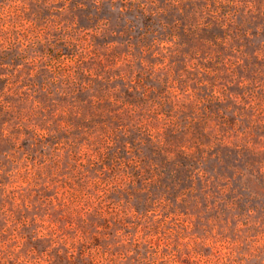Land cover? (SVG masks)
I'll return each mask as SVG.
<instances>
[{"label":"rangeland","instance_id":"obj_1","mask_svg":"<svg viewBox=\"0 0 264 264\" xmlns=\"http://www.w3.org/2000/svg\"><path fill=\"white\" fill-rule=\"evenodd\" d=\"M94 1L12 0L5 3L4 10H14L15 15L8 17L6 25L14 23L18 27L9 26L18 30L20 38L13 45L14 51L21 53L25 60L18 66L0 65V76L8 78L12 87L10 94L16 96L14 103L25 111L8 123L12 139L0 134V264H48L44 260L47 254L54 255L58 248L63 251L73 239V229L65 220L69 215L59 204L60 200H67L71 191H75L83 194L86 201L89 198L95 201V205L97 195L102 193L101 187L113 185L116 171L129 170L123 161L116 169L105 167L111 161L101 158L98 149L104 154H112L113 150L90 145L103 133L102 129L91 124L94 132L89 140L79 130L87 127H79L78 117L104 114L110 127L122 121L127 129L134 121L144 120L175 148V144L193 142L196 133L191 132H196V127L189 131L188 137L179 132L171 134L176 128L184 129V116L188 115L189 119H196L198 129L212 131L209 140L216 142V135L218 139L225 136L232 145L248 146L264 153L261 132L246 136L242 129L239 133L220 130L219 126L214 130L216 118L209 117L197 99L199 96L211 98L213 88L241 91L237 75L232 71H238L236 62L244 63L246 56L236 52L223 61L218 60L213 48L203 45L194 47L199 55L188 53L184 35L182 44L175 37L165 42L153 40L150 48L140 49L133 44L136 39L128 41L127 36L119 34L124 24L118 17L119 1L111 7L108 0H102L101 23L95 18L91 20L88 11L83 9H89ZM155 1L157 5L166 2ZM178 1L184 12V0ZM223 1L224 9L219 7L221 15L220 11L226 9L237 13V19L245 12L251 17L264 13V0ZM5 14L0 11V18ZM94 26L99 28L94 30ZM181 26L184 27V21ZM2 42L10 44L9 40ZM207 51L213 52L214 60L217 58L218 69L212 72L198 66ZM128 90L137 101L133 104L135 110L130 111L132 117L125 110L129 105L123 103L128 98ZM47 94L52 101L37 98L43 99ZM36 98L38 101L33 103ZM99 98L105 106L103 111L98 107ZM119 109L124 113L116 118L115 111ZM201 141L207 140L201 138ZM109 199L129 212L126 216L136 221L132 225L140 224L136 233L131 229L132 234L124 236L128 241L146 242L152 238L154 251L150 249L153 256L148 264H264V218H259L257 213L241 217L238 223L233 218L227 222L229 212L224 213L222 220L200 222L186 214L166 216L169 206L160 205L137 221L130 212L134 199L127 201L126 196L119 197L118 193L105 203ZM58 217L64 219L59 221ZM54 218L63 238L53 243L48 225ZM40 236L45 241L37 246L38 250L49 249L44 250L43 256L30 250V241ZM121 237L113 232L109 236L111 248L122 252L118 263L139 264L133 252L121 247L123 242L127 243ZM64 238L68 239L65 247Z\"/></svg>","mask_w":264,"mask_h":264},{"label":"trees","instance_id":"obj_2","mask_svg":"<svg viewBox=\"0 0 264 264\" xmlns=\"http://www.w3.org/2000/svg\"><path fill=\"white\" fill-rule=\"evenodd\" d=\"M7 1L12 0H0V11L6 13L0 18V65L18 66L25 57L13 48L20 38L16 33L18 30L12 28H18L17 25H6L8 17L15 16L14 10H4ZM108 1L111 7H115L119 1L118 17L124 20L119 34L127 36L128 41L136 39L133 44L140 49L150 48L153 40L165 42L175 37L177 43L182 44L184 35V47L189 46L188 53L199 55L194 47L203 45L213 48L218 60L223 61L236 52L246 56L244 63L240 60L236 62L238 71H232L237 75L241 91H228L225 88L216 91L213 88L211 98L199 96L197 99L206 114L216 118L214 130L217 126L227 132L233 130L239 133L242 129L246 136L261 132L260 137H264V13L251 17L245 12L237 19V13L226 9L220 11L221 15L219 7H224L223 0H184V12L178 0H166L162 5H157L155 0ZM103 6L102 0H95L89 9H83L88 11L91 20L95 18L101 23L104 17L99 14ZM183 21L184 27L181 26ZM93 28L97 30L99 27ZM1 40H9L10 44L5 45ZM213 55V52L207 51L198 66L206 71L217 70V58L214 60ZM200 82L204 84L202 80ZM11 89L8 78L0 76V134L12 139L8 123L19 118L25 110L14 103L13 98L16 96L10 94ZM15 94L23 97L19 93ZM127 96L123 103L129 105L125 110L132 117L130 111L135 110L133 104L137 101H134L129 90ZM37 98L39 101H52L48 94L43 99ZM37 98L33 99V103L38 101ZM99 99L98 107L103 111L105 106L101 104L102 98ZM115 113H118L115 117L119 118L124 112L119 109ZM88 116L78 117L81 122L79 127L87 128L75 129L84 131L82 134L91 140L90 136L94 132V129H90L91 124L92 127L101 128L103 133L98 134L96 141L92 140L90 145H102L113 150L112 154H104L98 149L101 158L111 161L105 167L113 170L123 161L124 167L129 170L124 169L122 173L116 171L113 185L111 182V187H101L102 193L97 195L95 205V201H89L90 198L86 201L83 194L78 195L75 191H71L67 200H60L59 204L68 212L69 219L65 220L73 229V239L70 246L65 247L68 239L64 238L63 251L58 248L54 255L47 254L44 260L48 264H119L122 252L111 248L109 236L112 232L115 235L121 234V240L127 241L121 247H127V252H133L139 264H148L150 256H153V240L150 238L146 242H134L133 237L130 241L124 237L132 234L131 229L136 233L140 224L137 222L132 225L136 221H131L126 216L129 212L115 205L113 199L105 203L116 193L119 197L126 196L127 201H136L130 212L137 221L139 217H147L160 205L169 206L170 211L166 212V216L170 213L186 214L200 222L222 220L225 212H229L227 222L233 218L238 223L241 217L253 213L264 218V153L261 150L232 145L225 140V136L218 139L216 135L215 140L218 141H211L209 133L212 131L202 127L198 129L196 119H189L188 115L184 116V129L176 128L171 134L179 132L188 137L189 131L196 127V132H191L196 133L192 137L193 142L175 144V148L168 145L159 132L150 128L147 121H134L132 127L127 129L122 121L116 127H110L107 115L93 113ZM201 138L207 141H201ZM234 211L235 214H232ZM58 218L59 221L64 219ZM53 220L48 227L50 240L54 243L63 237H60L55 227L57 220ZM42 239L41 236L32 239L30 250L43 256L42 253L46 252L44 250L49 249L38 250L37 246L45 241Z\"/></svg>","mask_w":264,"mask_h":264}]
</instances>
